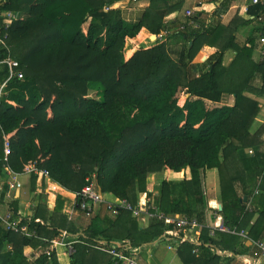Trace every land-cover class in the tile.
I'll list each match as a JSON object with an SVG mask.
<instances>
[{"label":"trees","instance_id":"16d2710c","mask_svg":"<svg viewBox=\"0 0 264 264\" xmlns=\"http://www.w3.org/2000/svg\"><path fill=\"white\" fill-rule=\"evenodd\" d=\"M122 1L0 0V32L8 34L11 46L8 51L0 45V85L9 78L8 66L1 63L9 54L24 75L11 79L1 98L0 179L5 177L6 141L11 145L7 163L15 172L36 163L75 198L86 179L95 177L104 195L136 205L144 193L152 199L149 176L189 169L190 180H164L153 202L166 216L198 219L204 225L201 243L182 242L175 226L157 218L141 227L127 211L107 224L98 214L80 228L68 221L79 198L68 211L67 199L58 195L53 209L41 202L32 213L34 238L0 223V264H59L56 250L51 256L44 251L61 239L62 231L75 242L70 264H115L96 247L117 246L134 257L135 248L155 242L175 247L182 264H232L234 259L222 253L238 256L249 248L248 240L243 244L239 236L226 233L211 237L203 224L209 204L202 173L213 170L220 179L221 209L215 211L238 232L253 221L249 239L264 241V209L247 210L256 186L264 195V124L252 132L264 98V57L253 59L258 34H264V5L251 6L250 14L263 20L240 43L238 33L254 20L235 15L224 24L221 17L236 0H211L216 4L211 14L195 12L198 29L186 26L172 35L185 41L183 57L175 61L166 42L135 52L130 48L129 59L126 43L143 28L157 36L178 26L166 19L187 0H146L149 7L134 24L113 9ZM8 11L20 13V19L5 30L2 13ZM204 46L216 52L195 64ZM229 52L237 55L226 67ZM224 94L235 96L232 106L219 105ZM38 180L33 176V185ZM41 181L45 187L47 180ZM7 191L4 186L1 201ZM16 204L13 198L9 210L22 219ZM28 247L41 249L39 256L27 257Z\"/></svg>","mask_w":264,"mask_h":264},{"label":"crops","instance_id":"0c3cea01","mask_svg":"<svg viewBox=\"0 0 264 264\" xmlns=\"http://www.w3.org/2000/svg\"><path fill=\"white\" fill-rule=\"evenodd\" d=\"M211 0H187L183 6L182 10H194L195 12L202 11L204 12L205 15L211 14L216 7V4L210 3ZM243 3L241 0H236L232 5L230 6L228 12L221 17V21L224 24L229 23L235 15H239L240 18L247 19L245 14L242 11ZM149 7V2L146 0H139L137 2L130 1V0H125L122 2H119L113 6V9H120L121 14L123 19L131 24L137 23L141 20L143 14L145 13L146 9ZM250 8L248 10V13L250 14ZM182 10L179 13H173L169 17H167V21H172L176 20L178 23H181L182 21L185 20L184 14ZM184 11V12H185ZM251 15V14H250ZM249 20V19H248ZM258 22L254 21L253 23H250L248 25L249 31H245L244 29H241L240 32L238 33V41L240 43H244L248 37V34L250 32L249 27L257 25ZM169 29V28H168ZM167 30V29H166ZM165 31V30H164ZM175 33V32H174ZM156 37L154 36L145 28H143L138 36L133 39L127 40V47H130L135 51L140 50L141 48L148 49L155 45L157 43ZM261 34H258V37L256 39L260 41ZM155 38V40H153ZM166 44L168 47V50L172 56V58L175 61H180L182 59L183 55V50L185 49V41L182 37L180 36H171L166 40ZM259 51V49H258ZM216 52V49L213 47L209 46H204L203 49L200 51L198 54L199 56L202 55L203 57L209 58L211 55H213ZM197 55V56H198ZM235 52H229L225 56V66L228 67L232 61L236 57ZM259 58L261 59V55L258 53ZM197 58V57H196ZM196 64H199L195 62ZM202 63V62H201ZM234 95L230 94H224L222 96V100L219 103V105H229L232 106L234 104ZM260 102V113L253 125L252 132L258 131V129L264 124V98L259 99ZM262 139L264 140V134ZM250 153H252L250 151ZM25 177L29 178V182L27 183V188H25ZM151 184L150 187L148 185V192L152 194V199H155L156 196H158L160 190L155 189V185H160L164 180L168 181H183V180H190L191 179V172L189 169H185L180 173H176L170 170H165L161 173H158L157 175H151L150 176ZM37 178V177H36ZM39 179L35 185H33V176L27 175V174H20L19 176V181L22 184V188L20 191H15L14 193H11L7 191L5 198L2 199V202L0 203V214H6L9 211V205H12L13 198L18 201V210L20 213V216L22 218H31L32 213L36 210L38 205L41 202L47 203L50 207V209H53L56 203V198L58 195L63 196L66 201V208L68 211H71V208L74 204V201L76 200L75 194L71 193L58 184L52 182L49 180V178H37ZM47 180V183L45 187H42L41 180ZM209 179V182H208ZM158 183V184H157ZM260 183V182H259ZM1 187V186H0ZM202 187H203V192L205 197L207 198L209 207L205 208L204 210V223L206 227H213L214 224L217 223V218L221 217L215 210L214 207L215 205L221 206L220 203V179H219V174L216 170L213 171H208L204 175L202 173ZM33 188H35L33 190ZM52 189L54 191H52ZM259 191L258 194H256V191ZM0 192L2 190L0 189ZM111 195V194H108ZM106 194L104 195L105 198ZM113 197L112 200H105L107 202H115L116 197L111 195ZM145 194H142L140 197V200L145 199ZM263 191L260 190L259 186H256L254 188L253 194L251 196V199L248 200L246 198V201L248 200L247 203H251L252 206L258 210L264 209V197H263ZM143 197V198H142ZM245 201V202H246ZM75 206V205H74ZM101 216L100 221L101 224L108 223V218L114 219L117 216L113 215L111 212H108L106 208L103 206L100 207L96 211V215ZM93 216V217H94ZM92 217V218H93ZM107 218V219H106ZM91 218H86L80 211L75 210L71 211L68 213V221L73 222L80 228H86L90 224ZM141 227L147 226V222L144 220H138ZM253 221L246 227L243 232L248 234L249 228L252 226ZM204 226V225H203ZM203 229L200 230H195L191 233L186 234V238L193 243L196 242V244L200 245L201 241V236L203 235ZM177 231L182 233V236L184 237L185 234L177 229ZM241 232V231H240ZM172 233V231L169 232V234ZM171 235V234H170ZM238 236V235H237ZM240 237V236H239ZM241 241L243 244H245V239L243 237H240ZM248 247L247 250H245L244 253L235 256L231 252H223V255H226L234 261L232 264H264V258L257 259L255 261L252 260V254H253V246L251 242H247ZM164 246V247H162ZM163 251H167L166 254H163ZM241 250V248L239 249ZM57 255H58V261L59 264H70V255L68 254V250L63 247H59L57 250ZM135 251H137L136 255L134 257L137 258L138 264H182V261L178 257L177 254V249L175 247L169 246L168 244L164 242H155L152 244H145L144 246L140 248H135ZM243 251V250H242ZM41 252V249H34L31 247H28L25 249V255L27 257H38ZM172 254L171 256H169ZM220 254V253H219Z\"/></svg>","mask_w":264,"mask_h":264},{"label":"built area","instance_id":"2783aa9c","mask_svg":"<svg viewBox=\"0 0 264 264\" xmlns=\"http://www.w3.org/2000/svg\"><path fill=\"white\" fill-rule=\"evenodd\" d=\"M137 2V0H133ZM243 3L242 11L247 14L246 18L249 20L254 21H262V17H258L256 19L255 16H252L248 13L250 6L256 5H264V0H241ZM196 15L194 10H186L184 12V18L186 25L184 23H180L178 28L174 29H167L162 31L156 37V41L158 43H164L166 40L171 37L174 32L179 30H185L186 26L193 27L198 29L200 26L197 22L193 20L194 16ZM20 19V14L13 11L4 12L2 14V23L1 27L5 30L9 29L15 21ZM8 34L0 32V45H2L6 50L9 51L7 46ZM260 42L264 46V34H261ZM261 57H264V47L261 51ZM5 64L9 68V78L3 84L0 85V104L1 98L5 93V89L7 87L8 82L13 78L23 79L24 75L21 71H18L20 64L18 61L12 58L11 54L5 58L4 61L1 62ZM5 156H6V165H4V172L5 177L0 179V189L3 190L4 186L8 187V191L14 193L15 191H20L22 188V184L19 181L20 173L15 172L7 163L8 156L11 155V145L8 141L5 142L4 146ZM24 174L34 176L40 179L49 178L50 174L47 170L40 168L36 163L27 165L23 172ZM87 184L84 186L82 191L76 194V199L79 198L80 202L78 204V211H80L86 218H92L96 211L100 207L106 208L108 212H111L113 215L118 216L120 212L127 211L132 213L133 217L137 218L138 220H144L148 222L150 219L157 218L162 220L166 224L173 225L179 231L183 232L185 236L181 239L182 242H190L186 238V234L191 233L195 230H200L204 228V226L198 221L196 218H188L186 216L175 215V216H166L155 206L154 200H139L136 205H133L126 199L117 198L115 202H107L104 198V194L101 192V189L98 188L97 183L95 181V177L87 178ZM258 190L256 194H258ZM0 198V203H1ZM219 206L215 205L214 210H217ZM76 209L73 208L72 212ZM247 210L252 211L253 207L251 203H248ZM22 218V217H21ZM24 219V218H22ZM14 215V212L8 211L6 214H0V223L3 228L7 231H13L17 233H21L28 238L36 237V232L30 229L31 218L28 219L26 223H21V220ZM217 223L214 224L213 227H207L209 229V235L211 237H216L218 233H226L232 235H238L243 237L245 240L251 242L253 246V254L252 260L255 261L260 258H264V241H252L249 239L248 234L241 231L238 232L236 229H232L228 227L223 218L218 217ZM170 231L167 232L168 235L172 234ZM67 232L62 231L61 239L60 240H53L51 241V246L47 248L44 253L47 256H51V253L57 250L59 247L66 248L68 250V254L72 255L74 253L73 244L75 242L67 241ZM192 243V242H191ZM194 244L196 242L193 241ZM97 250L104 252L110 255L115 264H138L136 257H129L123 251H121L117 246H113L112 248H105V247H96ZM197 253V250H194Z\"/></svg>","mask_w":264,"mask_h":264},{"label":"rangeland","instance_id":"374dc122","mask_svg":"<svg viewBox=\"0 0 264 264\" xmlns=\"http://www.w3.org/2000/svg\"><path fill=\"white\" fill-rule=\"evenodd\" d=\"M184 11L185 10H182V12H183V14H184ZM3 14V13H2ZM20 14V13H19ZM186 20H184V21H182V22H185ZM258 26V24L257 25H255V26H251V27H249L250 29L252 28H254V27H257ZM174 29H176V28H178V26H175V27H173ZM245 31H249V29L248 28H244V32ZM8 40H9V37H8ZM7 40V46H8V48H9V50H11V46L9 45V41ZM153 40H155V38L153 39ZM263 45L261 44V42L259 41V40H257L256 41V48H255V50H254V57H253V59L255 60V61H259L260 60V58H259V55H258V53L259 54H261V51H262V49H263ZM258 49H259V51H258ZM131 57V54H130V47H127V44H126V58L127 59H129ZM205 60V57H203L202 55H200V57H199V55L197 56V58H195L194 59V63L195 62H197V63H201V62H203ZM196 64V63H195ZM183 95V94H182ZM181 95V100L180 101H182L183 99H185V96H182ZM89 96L90 97H94L95 96V93L94 92H90V94H89ZM4 146H5V143H4ZM21 174H24V173H21ZM158 174V173H157ZM156 174V175H157ZM150 176L148 177V179H147V189L150 187V185L149 184H151L150 182H151V180H150ZM29 182V178L28 177H25V188H27V183ZM174 182H178V181H174ZM208 182H209V179H208ZM158 184V183H157ZM148 185H149V187H148ZM160 186H161V184L160 185H155V189L157 188V190H160ZM146 196H147V193H144ZM142 196V195H141ZM140 196V197H141ZM105 198H106V200H112L113 199V197L111 196V195H108V194H106V196H105ZM143 198V197H142ZM162 247H164V246H162ZM162 252H163V254H166L167 253V251H163L162 250ZM168 254V253H167ZM172 254H170L169 256H171Z\"/></svg>","mask_w":264,"mask_h":264},{"label":"water","instance_id":"95a60500","mask_svg":"<svg viewBox=\"0 0 264 264\" xmlns=\"http://www.w3.org/2000/svg\"><path fill=\"white\" fill-rule=\"evenodd\" d=\"M154 37V36H153ZM101 192H102V190H101ZM245 201H246V199H245ZM219 209H221V206H219Z\"/></svg>","mask_w":264,"mask_h":264}]
</instances>
